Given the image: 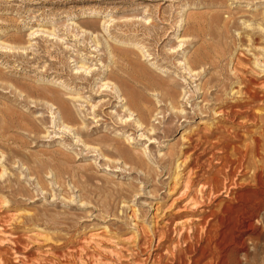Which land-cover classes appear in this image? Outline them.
<instances>
[{
    "label": "rangeland",
    "instance_id": "obj_1",
    "mask_svg": "<svg viewBox=\"0 0 264 264\" xmlns=\"http://www.w3.org/2000/svg\"><path fill=\"white\" fill-rule=\"evenodd\" d=\"M4 108L0 264H176L255 184L209 183L260 130L264 0H0ZM249 231L232 260L264 264V211Z\"/></svg>",
    "mask_w": 264,
    "mask_h": 264
},
{
    "label": "bare ground",
    "instance_id": "obj_2",
    "mask_svg": "<svg viewBox=\"0 0 264 264\" xmlns=\"http://www.w3.org/2000/svg\"><path fill=\"white\" fill-rule=\"evenodd\" d=\"M27 92L29 96L36 95L38 97H43L51 101L54 105H58L57 108L60 110L65 123L74 125L78 123L73 116V111L62 101L59 95L55 94V92H48L52 95L42 92L36 93L30 89H28ZM126 95H130V93L126 92ZM250 98V102L254 103L263 101V99L259 98L256 94L249 96V99ZM240 113L242 115L245 114L241 111ZM0 114L2 115L0 118L3 119L2 122H0V138L7 136V132H10L16 123L22 124V120H25L19 116L18 118L17 111L11 108L0 109ZM252 118L254 121L262 123L256 125L260 130L258 133L252 134L251 145H247L245 149H242L237 144L230 145L235 149L233 155L234 159L228 155L224 158H220L223 164V169L221 170L224 174L223 183L218 178L214 177V179L210 180L213 182L209 184L211 186V193L213 191H218L219 187H223L227 193H230V189L235 186V184L237 185L236 177L239 175V172H243V170L246 171L253 163L254 173L251 177V182L255 184L244 187L240 189L239 192L232 191L231 193L237 196V202H228L220 215L214 213L212 216H217V222L214 224L207 221L205 232L202 233V235L199 237L197 235L186 237L185 243H187V246L180 252L176 264L240 263L239 259L233 261V258L232 260L233 252H239L245 248V235L250 232L249 230L254 220L258 219L262 211H264V116L255 114ZM24 124H26L25 121ZM252 160L254 161L253 163ZM63 165L64 164L60 163L59 167L63 169ZM235 222L238 223L237 226H234Z\"/></svg>",
    "mask_w": 264,
    "mask_h": 264
}]
</instances>
